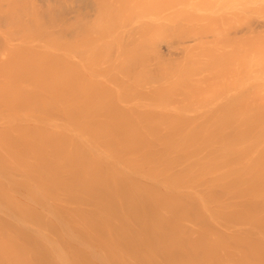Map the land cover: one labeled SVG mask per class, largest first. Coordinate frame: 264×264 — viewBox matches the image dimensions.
<instances>
[{"label": "bare ground", "instance_id": "1", "mask_svg": "<svg viewBox=\"0 0 264 264\" xmlns=\"http://www.w3.org/2000/svg\"><path fill=\"white\" fill-rule=\"evenodd\" d=\"M0 264H264V0H0Z\"/></svg>", "mask_w": 264, "mask_h": 264}]
</instances>
